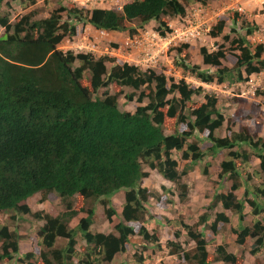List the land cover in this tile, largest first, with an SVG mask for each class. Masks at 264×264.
<instances>
[{
  "label": "trees",
  "instance_id": "16d2710c",
  "mask_svg": "<svg viewBox=\"0 0 264 264\" xmlns=\"http://www.w3.org/2000/svg\"><path fill=\"white\" fill-rule=\"evenodd\" d=\"M16 1L26 8L36 4V0H0V7L6 11L9 4ZM193 1L204 5L207 0H131L119 11L60 6L45 18H36L37 13L28 11L15 21L10 20L7 12L4 16L0 12L3 30L0 35V217L12 211L32 215L43 222L37 232L38 259L32 261L36 252L27 253L18 259L20 262L110 264L125 252L128 244L138 242L132 241L135 236L132 225L143 224L145 217L148 218L145 203L152 195L142 186L149 174L144 167L184 191L186 186L179 182L185 173L178 169V161L171 154L179 152L183 161L196 165L208 156L200 149L201 141L211 143L208 149L211 157L229 150L228 160L220 163L219 176H228L231 187L227 192L215 193L209 208L219 204L236 215V243L243 245L251 238L249 253L252 256L264 250V223L260 219L264 214V183L249 184L248 175L238 182V169L253 158L259 162L258 169L264 172V138L258 136L264 115L254 114L252 103L233 98L238 103L237 108L225 119L217 108V99L209 94L204 95L200 105L187 107L203 89L192 87L184 78L176 82L162 73L142 71L117 58H97L90 53L75 54L58 48L66 36L76 35V22L106 32L125 31L132 22L142 26L156 21L165 27L162 16L183 17L186 4ZM63 12L68 21H63ZM72 20L76 21L74 25ZM229 20L233 25L241 20V24L250 25L238 11L231 12ZM225 26L224 19L218 20L209 35L218 38ZM246 28L247 35L257 30L256 27ZM231 32H236L235 28ZM223 41L239 52L232 69L222 66L226 58L224 45L212 52L205 47L199 50L202 63L215 68L214 73L190 65L188 45L176 49V65L206 85L242 83L264 71V44L251 50L245 37L229 40V35H225ZM122 88L132 90L125 99L137 102L133 113L119 109ZM246 119L254 121L253 128ZM170 120L176 125H185L187 130L165 135L164 126ZM224 124L228 137H216L215 132ZM234 126L238 127L237 131H231L230 127ZM191 138L194 142H188ZM236 147L242 150L234 151ZM119 191L125 192L124 204L114 232H92L97 216L94 208L87 211L75 229L68 227L77 212L83 211V208L72 209V198L78 196L83 203L93 202V205L99 202L106 219L112 221L117 212L111 207L110 198ZM163 191L173 193L166 186ZM240 191L239 197L237 192ZM37 194L57 195L64 204V211L57 216L32 213L27 201ZM183 194L181 198L185 197ZM246 205L254 217L251 226H243L249 213ZM214 217L207 223L210 215L204 213L192 225L181 223L194 247L185 251L180 244L171 241L168 243L172 249L170 254L187 264H240L242 257L226 245L209 251L212 241L207 239L203 229L209 226L216 234L219 225L230 222L220 212ZM138 234L151 243L158 241L144 225ZM180 236L178 231L173 234L174 239ZM22 239L24 237L0 224V263L7 264L18 255ZM57 239H65L66 245L57 248ZM79 240L85 243L83 251L77 248ZM142 263V257H138L136 264Z\"/></svg>",
  "mask_w": 264,
  "mask_h": 264
},
{
  "label": "rangeland",
  "instance_id": "374dc122",
  "mask_svg": "<svg viewBox=\"0 0 264 264\" xmlns=\"http://www.w3.org/2000/svg\"><path fill=\"white\" fill-rule=\"evenodd\" d=\"M131 0H36L34 6L27 8L22 6L19 1L11 2L9 7L2 10L1 15L7 12L11 21L18 20L28 11L37 13L36 18H45L51 11L62 6L66 9L75 7L77 9L93 10V9H113L121 10L122 6ZM264 0H207L206 3L200 4L193 1L186 4V14L183 17L176 16H162V20L166 23L165 27L159 22L152 21L145 25H140L138 22H132L127 25V30L122 32H106L96 30L88 24H83L72 20L74 25L76 22L77 33L74 36H66L58 48L64 52L72 51L78 53H90L95 57L109 56L117 58L130 65L137 66L142 71L152 70L156 73L164 74L167 79H174L176 82L184 78L192 87H202L203 92L200 96H194L187 107L193 108L200 105L204 100V95L209 94L217 99V108L225 119L230 118L238 103L233 98H243L247 103H252L253 113L264 115V71L259 74L251 75L242 83H224V84H203L191 77L189 73H184L176 65L178 54L176 49L182 45H188V62L190 65H198L202 71L214 73L215 68L206 66L202 63L199 50L205 47L209 52L216 51L218 46L224 45L226 49V58L222 61V66L232 69L235 65V56L239 53L235 46L225 43L223 37L229 35V40L237 37H245L251 50L258 44H264V13H262ZM238 11L242 14V19L246 20L248 24L233 25L229 20L231 12ZM63 21H68L67 14L62 13ZM220 19H224L226 26L223 33L218 38H212L209 35L211 28ZM246 27H256L252 35H247ZM235 28L236 32L232 33L231 29ZM3 30L0 28V35ZM163 33V34H161ZM245 76V74H243ZM246 77V76H245ZM113 94L112 88L110 89ZM118 92V90L116 91ZM132 92L129 88H122L119 95V109L120 111H127L133 113L138 106L137 102H127L125 95ZM102 91L98 94L100 95ZM137 94V93H136ZM147 100L144 101V104ZM251 128L254 127V121L246 119ZM226 124L215 132L216 137H228ZM231 131H237L238 127H230ZM185 125H176L174 120L167 121L164 126V134L171 135L175 132L186 131ZM258 136L264 138V124L261 126ZM194 142V138L188 142ZM211 143L208 141H201L200 149L205 152L207 156L203 161L197 162L196 165L191 166L190 162H185L181 159L179 152H172V158L178 161V169L184 175L179 184H184L186 189L181 191L177 185L165 182L155 171L144 167V171L148 172V177L143 179L142 186L148 189L152 195L145 203L146 215L143 224H133L135 236L132 241L125 248V252L119 254L110 264H136L138 257H142V264H187L182 262L175 255H171L172 249L168 243L174 241L181 245L185 251L194 247L187 237L186 233L181 227V223L192 225L201 215L206 213L210 215L207 223L214 220L216 213L225 214L230 222L228 224L219 225L216 234H213L207 226L204 228V233L207 239L212 241L209 246V251L212 252L218 245H226L231 252H236L242 257L240 264H254L259 262L264 264V250H261L256 256L249 253L253 240L248 238L243 245L236 243V234L234 231L238 228V221L236 215L232 212L224 210L221 205L216 204L213 208L210 203L213 200L215 193L227 192L231 187V182L228 176L220 177V163L228 160L229 150L221 151L217 156L211 157L208 151ZM242 150L239 147L234 148ZM240 163V161H236ZM259 162L253 158L246 166H240L239 180H244L248 175L249 184L264 183V172H261ZM207 169V174L204 170ZM228 177V179H227ZM252 177V179H251ZM167 187L173 193H165L163 187ZM181 193H184V198H181ZM124 191H119L110 198L111 207L117 212V215L108 221L104 215V210L97 202L83 203L80 197L76 196L70 200L72 209L76 210L83 208L82 212H77V216L68 224L70 229H75L77 223L81 218L86 217L87 211L94 208L95 215L94 223L91 226L92 232H99L108 234L114 232V225L120 220L121 208L124 204ZM240 197L241 191L237 192ZM27 205L32 213L42 212L51 216L60 215L64 211V204L60 198L55 194L42 195L37 194L27 201ZM264 207V202H263ZM247 211L243 226H251L253 216L250 214V207L246 205ZM78 211V210H77ZM13 217V218H12ZM264 223V214L260 216ZM0 224L6 225L10 231H15L21 237L19 253L14 256V259L7 264H26L20 262L18 259L27 253H37L32 261L38 259V238L37 232L42 221L36 220L32 215H19L15 212H5L0 217ZM144 225L150 235L157 237L158 241L151 243L144 240L138 234V230ZM181 234L179 239H174L175 232ZM79 238V235H77ZM65 239H57L56 247L61 248L66 245ZM84 241L79 240L77 248H83ZM158 245V246H157ZM83 246V247H82ZM159 247V248H158ZM83 251V249H82ZM5 264V263H0ZM74 264H77L74 261Z\"/></svg>",
  "mask_w": 264,
  "mask_h": 264
},
{
  "label": "clouds",
  "instance_id": "9594fccd",
  "mask_svg": "<svg viewBox=\"0 0 264 264\" xmlns=\"http://www.w3.org/2000/svg\"><path fill=\"white\" fill-rule=\"evenodd\" d=\"M92 27V26H91ZM19 245H20V243H19Z\"/></svg>",
  "mask_w": 264,
  "mask_h": 264
},
{
  "label": "crops",
  "instance_id": "0c3cea01",
  "mask_svg": "<svg viewBox=\"0 0 264 264\" xmlns=\"http://www.w3.org/2000/svg\"><path fill=\"white\" fill-rule=\"evenodd\" d=\"M19 247H20V245H19Z\"/></svg>",
  "mask_w": 264,
  "mask_h": 264
}]
</instances>
